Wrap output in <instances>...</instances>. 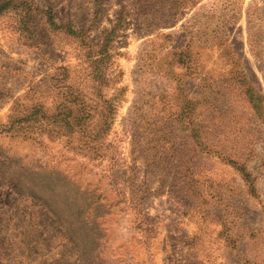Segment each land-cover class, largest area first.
<instances>
[{
    "label": "rangeland",
    "instance_id": "1",
    "mask_svg": "<svg viewBox=\"0 0 264 264\" xmlns=\"http://www.w3.org/2000/svg\"><path fill=\"white\" fill-rule=\"evenodd\" d=\"M1 3L0 264H264V0Z\"/></svg>",
    "mask_w": 264,
    "mask_h": 264
},
{
    "label": "trees",
    "instance_id": "2",
    "mask_svg": "<svg viewBox=\"0 0 264 264\" xmlns=\"http://www.w3.org/2000/svg\"><path fill=\"white\" fill-rule=\"evenodd\" d=\"M4 6H5V3H1L0 4V12L4 9ZM192 103H193V100H190ZM252 103H250V105H252L253 104V106L255 107L256 105L254 104V102L252 101V100H250ZM195 103V102H194ZM253 108V107H252ZM256 108V107H255ZM195 128V127H194ZM196 129V128H195ZM192 135L194 136H197V135H199L200 136V132L199 131H193V129H192ZM246 170H244V176H246ZM248 173V172H247Z\"/></svg>",
    "mask_w": 264,
    "mask_h": 264
}]
</instances>
